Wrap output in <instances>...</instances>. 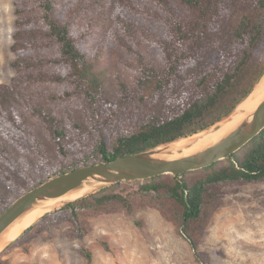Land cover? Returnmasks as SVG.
<instances>
[{"label": "trees", "instance_id": "trees-1", "mask_svg": "<svg viewBox=\"0 0 264 264\" xmlns=\"http://www.w3.org/2000/svg\"><path fill=\"white\" fill-rule=\"evenodd\" d=\"M15 13L16 75L0 84V213L59 173L209 130L264 75V0H15ZM147 92L164 108L109 148L102 117ZM263 180L264 129L204 168L118 182L63 208L132 212V195L149 196L199 258L221 186Z\"/></svg>", "mask_w": 264, "mask_h": 264}, {"label": "rangeland", "instance_id": "rangeland-1", "mask_svg": "<svg viewBox=\"0 0 264 264\" xmlns=\"http://www.w3.org/2000/svg\"><path fill=\"white\" fill-rule=\"evenodd\" d=\"M16 17L15 0H0V84L11 83L16 75ZM145 95L144 103L112 108L102 117L109 148L164 108L163 102L150 101V92ZM97 136L94 130L90 151ZM121 189L134 193L137 186ZM131 198L132 212L116 205L109 212H81L78 218L65 204L55 206L0 242V264H264V180L221 186L219 205L198 237L199 258L149 196Z\"/></svg>", "mask_w": 264, "mask_h": 264}, {"label": "water", "instance_id": "water-1", "mask_svg": "<svg viewBox=\"0 0 264 264\" xmlns=\"http://www.w3.org/2000/svg\"><path fill=\"white\" fill-rule=\"evenodd\" d=\"M224 121L202 131L204 135L197 133L183 138L186 139L184 145L172 142L86 164L50 177L22 193L0 213V242L20 219L33 210L40 211L36 221L57 205L80 199L118 182L144 180L169 173L181 175L230 157L264 129V99L254 111L227 128L217 139L193 148L205 135L222 127ZM75 193L79 194L70 196Z\"/></svg>", "mask_w": 264, "mask_h": 264}, {"label": "bare ground", "instance_id": "bare-ground-1", "mask_svg": "<svg viewBox=\"0 0 264 264\" xmlns=\"http://www.w3.org/2000/svg\"><path fill=\"white\" fill-rule=\"evenodd\" d=\"M263 99H264V75L260 79L255 89L252 91V93L242 103H240V105L237 107L234 113L229 117V119L223 122V124L221 125L222 127H220L218 130L214 129L211 133H208V135H205L204 138H202L199 142H197L193 146V148L199 147L201 145H204L210 142L211 140L217 139L227 128L234 125L238 120L244 117L247 113L254 111L260 105ZM203 133L204 132H200L198 134L204 135ZM185 142H186V139L184 141L183 139H181L180 141L177 142V145H184ZM78 194L79 193H75L70 196L75 197ZM39 213H40L39 210H33L29 212L28 214H26L22 219H20L10 229V231L5 235V237L13 236L20 228L26 226L29 222H32L33 220H35Z\"/></svg>", "mask_w": 264, "mask_h": 264}]
</instances>
